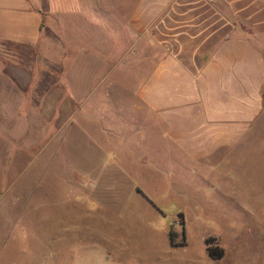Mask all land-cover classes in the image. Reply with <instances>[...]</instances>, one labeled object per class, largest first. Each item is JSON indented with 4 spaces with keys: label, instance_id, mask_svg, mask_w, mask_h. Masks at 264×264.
Instances as JSON below:
<instances>
[{
    "label": "rangeland",
    "instance_id": "rangeland-1",
    "mask_svg": "<svg viewBox=\"0 0 264 264\" xmlns=\"http://www.w3.org/2000/svg\"><path fill=\"white\" fill-rule=\"evenodd\" d=\"M133 1L89 0L114 12L118 55L104 57L114 61L82 55L80 35L68 46L48 27L36 45L0 40V264H213L210 236L229 256L237 247L260 261L264 123L200 164L145 141L133 86L149 49L139 41L136 62L133 54L117 61ZM258 41L264 51V34ZM86 77L110 93L72 94ZM180 213L187 245L173 247L172 230L182 241Z\"/></svg>",
    "mask_w": 264,
    "mask_h": 264
},
{
    "label": "crops",
    "instance_id": "crops-1",
    "mask_svg": "<svg viewBox=\"0 0 264 264\" xmlns=\"http://www.w3.org/2000/svg\"><path fill=\"white\" fill-rule=\"evenodd\" d=\"M113 13L89 0H0V40L36 45L48 27L63 33L68 46L80 35L82 55L114 61L104 58L118 55L121 34L109 20ZM121 25L125 51L117 61L133 54L130 61L136 62L139 41L149 49L143 58L149 66L133 86L145 110V141L156 138L200 164L231 152L264 123V51L258 41L264 0H134ZM88 80L73 86L72 94L110 93L102 83L87 86ZM260 248L257 262L244 260L237 247L232 256L224 249L221 259L209 257L213 264H264L263 242Z\"/></svg>",
    "mask_w": 264,
    "mask_h": 264
},
{
    "label": "trees",
    "instance_id": "trees-1",
    "mask_svg": "<svg viewBox=\"0 0 264 264\" xmlns=\"http://www.w3.org/2000/svg\"><path fill=\"white\" fill-rule=\"evenodd\" d=\"M180 223L182 225V241H177V233L175 231L170 232V243L171 246L177 247V246H185L187 245V234H186V222H185V217L183 213H180ZM206 243V249L209 254V256L213 259H221L224 254L225 250L223 247H221L218 242L216 237H208L205 239Z\"/></svg>",
    "mask_w": 264,
    "mask_h": 264
}]
</instances>
